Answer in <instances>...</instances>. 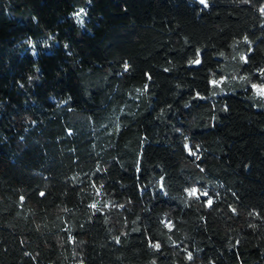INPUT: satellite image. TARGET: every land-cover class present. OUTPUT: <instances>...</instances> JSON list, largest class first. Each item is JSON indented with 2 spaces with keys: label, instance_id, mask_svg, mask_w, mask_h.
Returning a JSON list of instances; mask_svg holds the SVG:
<instances>
[{
  "label": "trees",
  "instance_id": "trees-1",
  "mask_svg": "<svg viewBox=\"0 0 264 264\" xmlns=\"http://www.w3.org/2000/svg\"><path fill=\"white\" fill-rule=\"evenodd\" d=\"M207 2L0 0V264H264V0Z\"/></svg>",
  "mask_w": 264,
  "mask_h": 264
},
{
  "label": "snow or ice",
  "instance_id": "snow-or-ice-1",
  "mask_svg": "<svg viewBox=\"0 0 264 264\" xmlns=\"http://www.w3.org/2000/svg\"><path fill=\"white\" fill-rule=\"evenodd\" d=\"M245 2H247V0H245ZM199 3L202 4L205 8H207V7L209 6L207 0H199ZM262 12H264V9H262ZM197 57H199V53H197ZM242 59H245V58L242 57ZM245 62H247V61L245 60ZM192 63H194V64H199V63H200L199 58H197V59H195L194 61H192ZM124 68H125V71H127L128 68H129V66H128L127 64H125V65H124ZM262 75H264V72H262ZM213 83H214V84H218L219 82H218V81H214ZM252 88L254 89L256 95H257L259 98L264 99V85H256V84H253V85H252ZM190 154H193V155H194V153H191V152H190ZM196 192H197L196 189H192L188 194H189V196H195V195H196ZM41 195H44V194L41 193ZM201 195H205V196H206L207 193H206V192H205V193H201ZM197 198H198V197H197ZM211 203H212V201H211V199L209 198V200H208V204L211 205ZM90 207L95 208L96 205L93 204V205H91ZM233 211H235V210L233 209ZM169 227H171V225H169ZM153 247L159 248V245L156 244V245H153ZM190 258H191V255L189 254V259H190Z\"/></svg>",
  "mask_w": 264,
  "mask_h": 264
}]
</instances>
